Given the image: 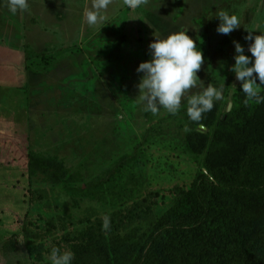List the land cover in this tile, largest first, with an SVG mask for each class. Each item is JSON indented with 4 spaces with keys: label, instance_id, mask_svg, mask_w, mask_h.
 I'll return each mask as SVG.
<instances>
[{
    "label": "rangeland",
    "instance_id": "rangeland-1",
    "mask_svg": "<svg viewBox=\"0 0 264 264\" xmlns=\"http://www.w3.org/2000/svg\"><path fill=\"white\" fill-rule=\"evenodd\" d=\"M28 3L27 11L12 14L0 0V264H37V254L44 257L40 264H51L56 243L70 250L90 229H105V218L128 230L119 219L149 206V217L134 224L135 241L143 242L198 174L212 176L202 139L189 135L200 133L206 142L216 120L205 121V113L192 122L183 112L186 100L176 115L163 108L145 113L137 98L143 73L136 70L151 59L156 36L187 32L205 58L202 85L192 93L223 84L216 118L225 117L246 99L231 71L234 41L251 57L254 40L245 37L248 30L264 34L256 30L264 32V0H149L136 9L113 0L106 21L95 27L84 16L92 0ZM220 10L237 15L241 27L219 34ZM30 154L54 160V168L32 167ZM243 157L238 148L213 165V173L225 166L240 172ZM246 170L256 179L252 166ZM214 197L213 215L229 216L228 223L244 225L247 234L264 232V190Z\"/></svg>",
    "mask_w": 264,
    "mask_h": 264
},
{
    "label": "trees",
    "instance_id": "trees-1",
    "mask_svg": "<svg viewBox=\"0 0 264 264\" xmlns=\"http://www.w3.org/2000/svg\"><path fill=\"white\" fill-rule=\"evenodd\" d=\"M219 109L220 104L215 102L214 108L207 112L205 121L216 120V124L206 142L200 133L189 135L191 141L202 139L199 144L212 176L198 174L192 190L180 193L175 208L149 228L143 242L135 241L139 229L134 224L149 217L152 213L149 206L145 213L137 209L130 216L128 212L124 217L129 220L119 219L130 224L128 230L114 224L101 231L90 229L77 244L70 245L74 253L72 264H264V232L245 233L244 225L228 223L229 216L213 215L212 205L216 193L240 197L264 190V115H260L258 104L248 111L244 101L232 113L217 119ZM238 148L244 152L243 169L239 172L225 166L221 174L213 173V165ZM29 158L32 167L54 168V160H41L32 154ZM248 166L258 173L253 181L243 173L248 174ZM140 204L146 205L145 201ZM213 223L217 227L208 228ZM54 248L62 252L59 242ZM43 258L37 254L33 260L40 264Z\"/></svg>",
    "mask_w": 264,
    "mask_h": 264
},
{
    "label": "clouds",
    "instance_id": "clouds-1",
    "mask_svg": "<svg viewBox=\"0 0 264 264\" xmlns=\"http://www.w3.org/2000/svg\"><path fill=\"white\" fill-rule=\"evenodd\" d=\"M112 3L113 0H92L91 8L86 9L84 13L88 26L103 24L107 19L104 13ZM148 3L149 0H123V4L131 9L146 6ZM5 5L12 14L29 9L28 0H5ZM217 16L221 21L216 29L219 34L230 35L233 30L241 27L240 20L235 14L230 15L227 11L220 10ZM256 30L264 33L260 27ZM248 33L245 39L254 40L249 45L251 57L245 54V48L239 42L234 41L236 55L235 64L231 68L236 79L242 83L246 96L245 106L252 102L264 103V96L261 95L264 85V34L253 37V31L248 30ZM149 50L151 59L140 63L136 70L143 73L137 85L139 89L137 98L143 105L145 113L155 116L163 108L169 114L176 115L186 100L189 119L199 123L203 115L214 108L215 102L223 99V84L215 87L209 83L202 91L192 93L194 88L202 85L198 72L202 69L205 58L196 41L187 32H175L163 39L156 36L150 43ZM190 130L185 126V132ZM104 227H109L107 218L104 220ZM49 259L51 264H72L74 253L70 250L61 252L59 248H52Z\"/></svg>",
    "mask_w": 264,
    "mask_h": 264
}]
</instances>
